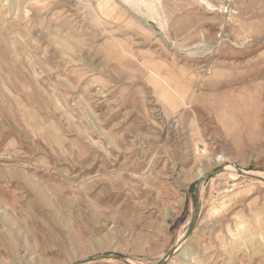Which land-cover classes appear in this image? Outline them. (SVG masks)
Listing matches in <instances>:
<instances>
[{
    "label": "rangeland",
    "instance_id": "rangeland-1",
    "mask_svg": "<svg viewBox=\"0 0 264 264\" xmlns=\"http://www.w3.org/2000/svg\"><path fill=\"white\" fill-rule=\"evenodd\" d=\"M0 264H264V0H0Z\"/></svg>",
    "mask_w": 264,
    "mask_h": 264
},
{
    "label": "water",
    "instance_id": "water-1",
    "mask_svg": "<svg viewBox=\"0 0 264 264\" xmlns=\"http://www.w3.org/2000/svg\"><path fill=\"white\" fill-rule=\"evenodd\" d=\"M218 171H219V170H218ZM216 172H217V171H216ZM195 223H196V221H195ZM195 223H193L190 233L192 232V229H193ZM190 233H189V234H190Z\"/></svg>",
    "mask_w": 264,
    "mask_h": 264
}]
</instances>
